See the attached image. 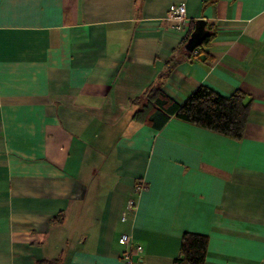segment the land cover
Segmentation results:
<instances>
[{
	"label": "crops",
	"instance_id": "crops-1",
	"mask_svg": "<svg viewBox=\"0 0 264 264\" xmlns=\"http://www.w3.org/2000/svg\"><path fill=\"white\" fill-rule=\"evenodd\" d=\"M155 82L178 103L242 91V137L149 126ZM184 231L204 264H264V0H0V264H124L123 232L132 264H174Z\"/></svg>",
	"mask_w": 264,
	"mask_h": 264
},
{
	"label": "trees",
	"instance_id": "trees-1",
	"mask_svg": "<svg viewBox=\"0 0 264 264\" xmlns=\"http://www.w3.org/2000/svg\"><path fill=\"white\" fill-rule=\"evenodd\" d=\"M187 37L188 35L185 37L184 43ZM210 37L211 34L208 30L202 43L195 47L198 50L195 58L192 51L184 49L187 58L198 59ZM148 89L146 93L148 100L146 99L147 102L139 113H141L140 117H144L146 123L151 127L160 128L171 116H174L232 139H240L243 135L250 103L240 90L234 91L229 96H223L201 84L183 102L178 103L162 93L156 82L151 84ZM138 184L139 182H136L135 186ZM57 219H60V216L54 218L56 221ZM207 247L208 237L206 234L184 231L181 235L179 254L174 259V264H204Z\"/></svg>",
	"mask_w": 264,
	"mask_h": 264
},
{
	"label": "built area",
	"instance_id": "built-area-1",
	"mask_svg": "<svg viewBox=\"0 0 264 264\" xmlns=\"http://www.w3.org/2000/svg\"><path fill=\"white\" fill-rule=\"evenodd\" d=\"M185 5L180 3L174 6L171 10V15L175 19V27L179 30L183 29V27L187 24L185 16ZM198 53L197 49L192 50V55L195 58L196 54ZM144 184L139 183L135 186V192L139 193L143 188ZM136 205V201L134 197H128L126 208L123 210L121 217L122 219H126L130 212L134 211ZM119 241L125 245V249L122 251L121 259L124 264H132V260L135 258H141L143 248L142 245L138 242H135L131 239L130 235L126 232H123L119 236Z\"/></svg>",
	"mask_w": 264,
	"mask_h": 264
},
{
	"label": "water",
	"instance_id": "water-1",
	"mask_svg": "<svg viewBox=\"0 0 264 264\" xmlns=\"http://www.w3.org/2000/svg\"><path fill=\"white\" fill-rule=\"evenodd\" d=\"M207 34L208 29L205 28V21L203 19H197L193 30L190 32L184 43V49L192 51L195 47L202 43Z\"/></svg>",
	"mask_w": 264,
	"mask_h": 264
}]
</instances>
